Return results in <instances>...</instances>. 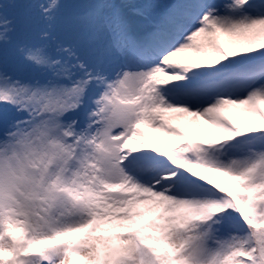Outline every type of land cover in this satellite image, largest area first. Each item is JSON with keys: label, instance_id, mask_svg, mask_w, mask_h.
<instances>
[{"label": "snow or ice", "instance_id": "1", "mask_svg": "<svg viewBox=\"0 0 264 264\" xmlns=\"http://www.w3.org/2000/svg\"><path fill=\"white\" fill-rule=\"evenodd\" d=\"M0 264H264V0H0Z\"/></svg>", "mask_w": 264, "mask_h": 264}, {"label": "rangeland", "instance_id": "2", "mask_svg": "<svg viewBox=\"0 0 264 264\" xmlns=\"http://www.w3.org/2000/svg\"><path fill=\"white\" fill-rule=\"evenodd\" d=\"M134 2L137 4H145L148 2H153V3H159V4L163 5L167 2H169V0H134ZM218 2H220V0H218ZM161 10L162 9H150L146 12L145 16H134L133 19L135 21V31L141 35L146 33V30L148 29L149 26H151L152 21L157 17L158 13ZM228 39H230V38L224 37V36L220 37L221 43H223L224 41H226ZM182 57L183 58H190L192 60H197V59L202 58L201 54L191 53V52L182 54ZM224 111H228L232 115L233 119L234 120L236 119V117L232 111H230V110H224ZM201 122L206 123L205 121H203L202 118H201ZM172 123L178 124L180 122L179 121H172ZM209 127H211V125H209ZM142 130L144 132H146L148 135H150L151 137H153L154 139H156L157 141H159L162 136L167 135L166 133L157 131L154 128H150L147 126H142Z\"/></svg>", "mask_w": 264, "mask_h": 264}, {"label": "trees", "instance_id": "3", "mask_svg": "<svg viewBox=\"0 0 264 264\" xmlns=\"http://www.w3.org/2000/svg\"><path fill=\"white\" fill-rule=\"evenodd\" d=\"M224 116L228 117L229 119H233L232 115L228 111L224 114Z\"/></svg>", "mask_w": 264, "mask_h": 264}]
</instances>
